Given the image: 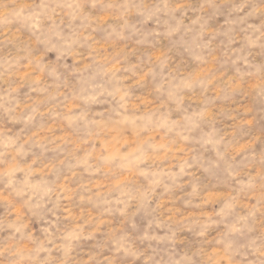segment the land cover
I'll use <instances>...</instances> for the list:
<instances>
[{
	"label": "rangeland",
	"instance_id": "rangeland-1",
	"mask_svg": "<svg viewBox=\"0 0 264 264\" xmlns=\"http://www.w3.org/2000/svg\"><path fill=\"white\" fill-rule=\"evenodd\" d=\"M139 2L71 9L62 34L77 42L59 46L41 37L40 0H0V58L36 56L0 78V249L264 264V0ZM93 60L112 84L101 103L64 86ZM35 190L60 205L55 238L30 214Z\"/></svg>",
	"mask_w": 264,
	"mask_h": 264
},
{
	"label": "clouds",
	"instance_id": "clouds-1",
	"mask_svg": "<svg viewBox=\"0 0 264 264\" xmlns=\"http://www.w3.org/2000/svg\"><path fill=\"white\" fill-rule=\"evenodd\" d=\"M88 2L94 5L103 4L105 8L114 10L117 14H127L133 10L145 9V6L139 0H109L108 3H104V0H40L36 8L37 15L43 22L42 39L50 42L55 40L59 46L76 43L77 41L72 34H62L64 18L68 17L70 21L71 9L82 7L83 3ZM23 60H28L30 63L36 61V56L28 45L16 46L15 53L0 58V78L6 79L13 72L18 71ZM96 68H99V65L96 60H93L90 65L81 70L75 85L64 84V86L69 87L77 97L92 96L96 103L103 102L106 96L111 95L109 88L112 87V84L101 75L100 71H96ZM153 68L155 69L154 74L163 75V70L158 64H154ZM61 83L63 84V81ZM30 195L36 201L29 209L31 215H40L45 219L48 214L56 215V211L60 207L57 200L39 190L32 191ZM46 224L48 228L52 229L53 238L59 235L57 229L58 219L55 221L46 219ZM17 231L20 230L17 229ZM39 252V249L19 245L17 241H12L9 246L0 249V255L7 254L9 257L7 264H45V261L38 259ZM156 264H159V262H156Z\"/></svg>",
	"mask_w": 264,
	"mask_h": 264
}]
</instances>
